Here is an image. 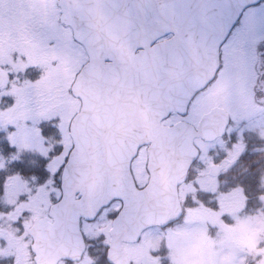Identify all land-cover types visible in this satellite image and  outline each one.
<instances>
[{"label": "snow or ice", "instance_id": "snow-or-ice-1", "mask_svg": "<svg viewBox=\"0 0 264 264\" xmlns=\"http://www.w3.org/2000/svg\"><path fill=\"white\" fill-rule=\"evenodd\" d=\"M162 20L168 26L147 45L156 52L154 61L144 56L143 45L131 47L150 69L142 71L123 47L109 41L116 35L131 43L134 26L155 28ZM177 62L186 72L198 66L205 75L186 96L165 91V72ZM230 66L251 82L254 95L264 85V0H0V134L13 164L20 163L24 141L36 145L41 160L39 168L0 173V227L10 225L27 243L30 223L55 222L67 202L84 200V177L90 173L99 177L97 195L105 202L94 216L78 215L73 207L76 230L99 216L118 224L131 194H147L159 171L146 155L153 141L135 125L118 150L110 149L107 131L121 101L137 99L157 128L170 138L184 136L195 127L193 106ZM165 94L171 97L167 105ZM227 129L226 124L224 148L217 154L221 162L238 142ZM191 171L186 182L195 185L198 160ZM248 171L250 177L254 166ZM121 189L124 194H112ZM205 199L187 197L175 219ZM143 234L141 229L137 239ZM103 239L93 241L90 252L98 264H111ZM29 256L35 264L31 245Z\"/></svg>", "mask_w": 264, "mask_h": 264}, {"label": "rangeland", "instance_id": "rangeland-1", "mask_svg": "<svg viewBox=\"0 0 264 264\" xmlns=\"http://www.w3.org/2000/svg\"><path fill=\"white\" fill-rule=\"evenodd\" d=\"M251 85V82L246 83V78L239 69L230 66L222 78L198 99L192 109L193 117L214 105L225 108L231 119L228 131L235 133L238 140L227 159H223L222 162V157L217 158V154L224 148L222 138L203 146L199 157V164L204 165L201 173L203 177L195 183L201 188L206 199L203 203L197 201L198 207L185 209L181 222L172 227V230L176 232L174 236L185 237L182 239L185 243L190 242L193 235L211 239L210 246L207 247L211 253L203 264H249L248 254L258 259L255 264H264V191H262L264 175L259 178L260 184H257L258 189H256L260 192L258 193L260 198L256 202L257 208L252 215L249 211L244 213L247 196L246 187L241 184L249 175L250 166L264 163V85L256 91L255 95L253 89L249 87ZM20 147L24 149L19 157L20 163L24 159L23 165L14 164L11 168L13 152L7 148L5 139L0 134V173L11 174L19 166L18 170L21 171L41 166L40 156L36 155L37 148L34 143L24 141L20 143ZM245 151L250 153L247 158L241 160ZM211 164L222 166L220 177L214 179L207 174ZM247 183L251 184V179L250 182L247 180ZM193 187V183L190 182L183 188L181 192L183 201L187 197L196 200L197 195H200V193L197 195L194 193ZM252 208L255 206L252 205ZM154 234L155 231L152 229L146 231L138 246H146L148 244L146 241ZM199 241L201 240L196 242L199 244ZM27 244L29 240L26 243L10 225L0 227L1 255L4 254L1 253L3 249H7V253H14L16 262L26 264L22 254L26 256ZM142 259L139 264H153L150 253L144 260ZM182 264L198 263L191 258L187 262L183 260Z\"/></svg>", "mask_w": 264, "mask_h": 264}, {"label": "water", "instance_id": "water-1", "mask_svg": "<svg viewBox=\"0 0 264 264\" xmlns=\"http://www.w3.org/2000/svg\"><path fill=\"white\" fill-rule=\"evenodd\" d=\"M161 2L165 3L167 0H161ZM167 26L163 20L158 22L155 28L147 25L134 26L131 43L122 42L121 37L116 35H109L108 38L114 46L123 47L128 60L133 64L139 63L143 71L146 68L150 69L152 65H146L142 58L134 57L131 47L143 45L144 56L154 61L156 52L147 47L148 41L156 35L157 31ZM190 43V41H185L186 46H190ZM204 80L205 75L200 67H194L189 73L177 62L165 72V91L186 96L192 87L202 85ZM159 84L160 77L154 75L153 85L158 86ZM163 102L167 105L171 102V97L165 94ZM227 123L228 119L224 112L221 109H213L201 118L197 129L187 135L170 138L167 133L157 128L151 112L137 99L126 97L121 101L116 118L111 122V127L107 131L110 149L118 150L129 136L130 126L135 125L142 130L144 139L153 141V150L147 155L148 158L158 162L159 171L147 194L142 196L131 194L130 207L125 209L119 223L114 224L111 242L114 247L108 253L111 261L122 260L123 257L117 253L121 251L118 246L122 239L128 240L131 237L137 239L141 229L149 225L164 224L177 217L180 208L176 186L186 178L190 163L198 155L192 142L193 139L201 137L204 141H210L221 137ZM98 185V176L94 173L86 175L83 182L86 195L82 202L74 206L70 201L67 202L61 217L51 224L46 219L34 222L28 233L34 239L31 248L35 252L37 264L56 262L63 257L74 259L79 256L83 248L82 238L75 228L73 207L78 215H96L97 208L105 202L97 195ZM112 194L121 195L124 191L121 189Z\"/></svg>", "mask_w": 264, "mask_h": 264}, {"label": "flooded vegetation", "instance_id": "flooded-vegetation-1", "mask_svg": "<svg viewBox=\"0 0 264 264\" xmlns=\"http://www.w3.org/2000/svg\"><path fill=\"white\" fill-rule=\"evenodd\" d=\"M235 83H237V81H235ZM246 83H250V82L246 79ZM262 86L263 85H257V90ZM249 87L252 89V85ZM208 110H210V109H208ZM206 111H204V112H206ZM200 115H194L192 117V120H193V123L195 126L199 122L198 118ZM194 142H195V144H197L200 154H201V151H202L201 149L203 148V146L211 143V142L210 143L203 142L200 138L195 139ZM199 157H200V155H199ZM199 157L197 159L198 161H200ZM203 166L204 165L199 164L200 174L196 178V180H200L201 177H203L201 175L202 171L204 170ZM257 168H260V167H257ZM192 174L193 173L190 170V172L187 175H188V177H191ZM263 175H264V170H262V173L257 177L258 180L256 179V183H254L252 185V188H251L252 190L256 191L258 189L257 184H260L259 178H262ZM213 178L215 179V177H213ZM206 183H208V182H206ZM188 184H190V182H186V180H185V182L181 183L178 186V197H180L181 206L183 205V202H184L182 200V197H181V192H182L183 188L186 187ZM208 184H210V183H208ZM193 188L195 190L194 193H196V195H197V193H200V195L198 194L197 197L198 196L205 197L202 194L203 191H201V188H199L196 183H195ZM262 191H264V188H262ZM247 205H248L247 210L252 215L253 214L252 210H251L252 205H250L249 203ZM179 222H181V219L179 221L174 222L172 227L177 225ZM111 224L112 223L108 222L104 216H99L95 223H88V224L83 225V227L81 229V234L83 235L85 248H84V251L82 252V254L80 255L81 257L78 259H74V260L63 258V259L59 260L58 262H56L55 264H98L96 256L91 254V252H90L91 244L93 241H96L98 238L103 239L104 237H107V239H103V242L110 246L111 245L110 244V241H111V233H110ZM172 227L168 228L167 230H161V228H159V227H150L149 229L154 230L155 234L153 236L149 237V239L146 241V242H148V244L144 247L138 246L140 244L141 239H139L137 242H134V243H132V242H128V243L127 242H121V247L124 251V254H126V257H127V260L125 261L123 258V262L121 261V263H123V264H139L140 260L142 258H143L142 260H144V258L149 253H150V257L153 259V264H182L183 260L187 262L191 258L192 259L194 258L195 262L198 264L206 263V260L209 257V253H211V251H208V249H207V247L210 246L211 239L206 238L205 236H204V238H202L201 236L193 235L190 242L185 243L184 241H182V239L185 237L179 238L177 235L174 236V234L176 232L174 230H172L173 229ZM149 229L144 230V234ZM28 230H29V227H28ZM144 234H143V236H144ZM210 235L208 237H210ZM28 240H29V244H27L25 246L26 256L22 254V259L26 264H33V261L30 259V256H29V245L31 243V237L30 236H28ZM198 240H201V241H199V244L196 242ZM118 249H120V246L118 247ZM189 249H191V251H189ZM101 251H102V249H101ZM1 253H4V254L3 255L0 254V264H9V261H12L13 264H16V259L14 257V253H11V252L7 253V249H3V252H1Z\"/></svg>", "mask_w": 264, "mask_h": 264}]
</instances>
